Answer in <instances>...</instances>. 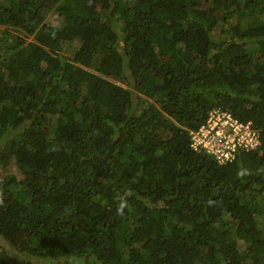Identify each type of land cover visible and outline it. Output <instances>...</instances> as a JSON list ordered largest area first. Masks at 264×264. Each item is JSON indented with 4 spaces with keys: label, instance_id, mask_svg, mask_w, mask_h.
I'll return each instance as SVG.
<instances>
[{
    "label": "trees",
    "instance_id": "trees-1",
    "mask_svg": "<svg viewBox=\"0 0 264 264\" xmlns=\"http://www.w3.org/2000/svg\"><path fill=\"white\" fill-rule=\"evenodd\" d=\"M0 201V264H264V0H0Z\"/></svg>",
    "mask_w": 264,
    "mask_h": 264
},
{
    "label": "built area",
    "instance_id": "built-area-1",
    "mask_svg": "<svg viewBox=\"0 0 264 264\" xmlns=\"http://www.w3.org/2000/svg\"><path fill=\"white\" fill-rule=\"evenodd\" d=\"M190 145L212 155L218 163L231 162L238 151L259 143V130L251 121H242L230 111L214 108L197 128L190 130Z\"/></svg>",
    "mask_w": 264,
    "mask_h": 264
},
{
    "label": "clouds",
    "instance_id": "clouds-1",
    "mask_svg": "<svg viewBox=\"0 0 264 264\" xmlns=\"http://www.w3.org/2000/svg\"><path fill=\"white\" fill-rule=\"evenodd\" d=\"M243 174V173H240ZM0 203H2V201H0ZM128 207V203H127V199L125 197H120V202H119V206L117 209L118 214L123 215L124 214V210Z\"/></svg>",
    "mask_w": 264,
    "mask_h": 264
},
{
    "label": "rangeland",
    "instance_id": "rangeland-1",
    "mask_svg": "<svg viewBox=\"0 0 264 264\" xmlns=\"http://www.w3.org/2000/svg\"><path fill=\"white\" fill-rule=\"evenodd\" d=\"M73 48H74V43H73V45L70 44V43H67V44L65 45V49H66L67 52H70L71 50H73ZM8 250H9V252H10L12 255L15 254V252H13V251L11 250V248H10V249L8 248Z\"/></svg>",
    "mask_w": 264,
    "mask_h": 264
}]
</instances>
